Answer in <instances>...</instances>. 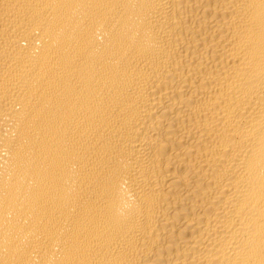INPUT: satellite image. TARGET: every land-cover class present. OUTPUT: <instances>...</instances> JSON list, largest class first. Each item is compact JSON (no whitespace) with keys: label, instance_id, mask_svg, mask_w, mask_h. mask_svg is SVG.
Instances as JSON below:
<instances>
[{"label":"bare ground","instance_id":"6f19581e","mask_svg":"<svg viewBox=\"0 0 264 264\" xmlns=\"http://www.w3.org/2000/svg\"><path fill=\"white\" fill-rule=\"evenodd\" d=\"M0 264H264V0H0Z\"/></svg>","mask_w":264,"mask_h":264}]
</instances>
